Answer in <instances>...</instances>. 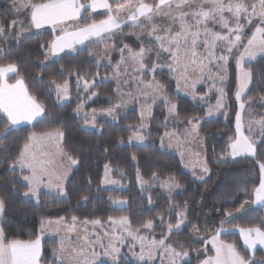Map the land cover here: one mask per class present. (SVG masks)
Here are the masks:
<instances>
[{"label":"trees","instance_id":"trees-1","mask_svg":"<svg viewBox=\"0 0 264 264\" xmlns=\"http://www.w3.org/2000/svg\"><path fill=\"white\" fill-rule=\"evenodd\" d=\"M81 1L82 3L87 2V0ZM40 2L42 0H31V3ZM145 2L151 3L153 0H145ZM109 3L115 7L117 3H124V0H109ZM84 15H90V11ZM105 16V12H99L91 19L100 20ZM91 19L83 20L82 23H90ZM22 26L23 31L32 29L29 15L24 19ZM20 29L16 28V32H20ZM16 32H13L12 38L7 41L0 40V46L4 48V53L0 54V63L12 61L17 64L19 75L24 78L30 94L45 107V113L32 124L10 127L7 135H0V199L5 204L0 217V226L7 238L35 239L40 236L43 223L49 219L62 217L64 221L71 222L72 217L76 216L80 221L99 219L102 223H106L110 216L113 219L128 216L131 226L136 229H143L147 220H153L156 224V237L161 239V234L165 236L167 233L164 223L169 220L171 224H175L177 222L176 212L181 209L186 211L190 221L182 229L173 231L170 238L177 239L190 251L189 259L181 264H199L198 252L202 244L194 237L196 233L194 227L200 229L201 219L205 221L200 209L204 202L205 192L213 184L217 168H234L242 161L236 158H222L230 145L229 137L234 133L235 128L237 107L233 98L236 90L235 75L228 84L230 106L227 108L233 106L235 108L233 113H230L228 118L219 116L205 121L201 127V131L209 142L207 164L212 173L207 179L200 181L186 169L179 154L163 147V134L169 129L163 103L154 107L146 143L143 145L128 143L132 134L131 128L140 121L136 108L128 109L116 121L100 119L96 129L84 128V120L76 112L78 105L83 104L86 111H92L93 109H107L118 101L116 83L103 79L110 75L112 67L110 65L98 66L90 55L88 45L74 54H64L47 61L45 51L53 39L51 30L29 32L19 39L16 38ZM116 40L119 46L127 44L134 50L145 45L130 34H119ZM116 60L117 55L114 56L113 61ZM244 66L252 71L253 80L246 91L243 103L245 107H248L249 103H255L253 107L259 109L257 111L255 109L254 114L260 115L264 109V105L260 103V100L264 98V57L247 62ZM88 73L92 75L89 76ZM78 75L87 79L99 76L100 79L88 91L81 87L78 90L75 80ZM155 78L165 86L164 94L168 99L177 104L178 115L176 114L177 121L175 122L179 120L178 127L187 128L188 120L198 121L206 115V105L193 102L176 91L175 80L168 71L156 72ZM12 80L13 77H11ZM52 80L56 83H64L65 80L69 82L71 99L68 102L59 103L54 89L55 84L49 83ZM92 92H96L97 95L89 99ZM200 92L203 93L204 88H200ZM57 115L60 118L51 124L52 119H55ZM7 126V118L0 112V130ZM55 129L64 133V150L78 161L64 185L67 195L61 197L42 191L38 195V201L37 198L27 199L23 195L27 190V184L20 178L21 172L18 169L13 172L8 166L18 155L30 133ZM6 154L7 158H5ZM251 162L254 165L264 163V144L257 143L256 156L251 159ZM106 164L114 168L113 175L122 180L126 186L125 189L101 187ZM137 172L141 179L151 183L149 187L139 186ZM154 172L157 174L156 177L152 175ZM170 176L175 178V182L181 188L171 197L165 194L158 185H154V182H157L156 179L165 180ZM85 196L88 197L86 201L83 199ZM113 198L125 199L127 203L123 207L115 206ZM173 205H178V207H173ZM160 217H163V222ZM233 217L222 215L211 220L207 219L206 228L210 233H214L221 227V221H226L223 224L226 229H232L235 225L250 227L253 224L264 227L260 223L264 219V211L259 206L249 207ZM220 239L227 243H234L245 259L251 255L250 252L245 251L238 232L224 233ZM59 243L58 237L42 238L40 264H61L59 257L53 256V251L58 248ZM254 258L258 264H264V249L257 248ZM120 264L141 263L122 258Z\"/></svg>","mask_w":264,"mask_h":264},{"label":"snow or ice","instance_id":"snow-or-ice-1","mask_svg":"<svg viewBox=\"0 0 264 264\" xmlns=\"http://www.w3.org/2000/svg\"><path fill=\"white\" fill-rule=\"evenodd\" d=\"M30 9L31 25L39 29L43 25H52L55 30L56 27L65 25L67 22H73L74 30H67L60 27V35L56 36L49 44V53L56 55L64 52L65 49H75L76 45L84 44L85 41L96 40L97 43L105 39H114L115 34L122 31V26H127L131 22L133 26H139L142 31H147L150 39L158 42V50L155 52L157 59L160 58L161 52H167L174 63L180 61V52L183 49V57L185 58L184 70L187 71L189 65L193 66V70H199L201 76L208 72L210 78L214 76L221 83L226 81L228 63L234 51L239 52L235 57V64L237 68L238 88L235 92V97L239 101L242 94H246V89L252 83L253 74L251 70L244 68L245 62H251L258 55H264V0H258L256 3H250L248 0H153V2H145V0H124V3H117L115 5V13L113 5L109 0H87L86 3H81V0H42L40 3H31V0H13L12 7L9 13L3 19H0V40L7 41L12 38V33L16 32L17 25H22L19 16L25 14V10ZM97 9L106 10L104 19L95 20L91 16H85L84 13L96 12ZM127 9L126 15H120L121 11ZM8 15L13 18L9 20ZM167 18L169 23L166 26L159 27L154 21L157 18ZM259 18L260 23L255 25V30L248 36L245 29L248 25L253 24L255 18ZM91 19V23H86L80 26V20ZM147 22L145 24L144 22ZM243 21V22H242ZM209 23L213 27H209ZM150 26V30L148 27ZM219 26L220 31H215L214 28ZM23 28L20 32H16V38L19 39ZM162 33V34H158ZM135 35V33H132ZM139 39V37H137ZM246 41V42H245ZM198 46L204 49V53L197 51ZM43 47V45L41 46ZM115 47V45H113ZM219 47L220 55H216V50ZM243 49L240 51V49ZM121 54L120 61L114 66V71L117 76L120 75L121 67H124L125 74L127 73L128 62H131L135 67L133 71L155 73L160 65L153 63L149 68L145 64V58L152 53V48L140 46L138 50H134L129 45L124 44L119 49ZM4 53L3 46H0V54ZM127 53V55H125ZM226 53V54H225ZM203 57V58H201ZM108 59L107 56L99 57L97 65L100 60ZM207 61V63H205ZM110 64V60H109ZM215 64L216 73L212 74V69L209 65ZM170 70L172 65L168 66ZM71 75V74H70ZM87 75L91 76L92 73ZM98 75V73H97ZM19 77L15 79L14 83H9L11 77ZM42 79V78H41ZM187 79V78H186ZM83 80L85 90H89L95 86V83L90 85L89 81L84 76H77V89L79 90L80 82ZM143 83V81H141ZM198 81H192V87ZM55 84L57 95L63 92L64 96L68 95V81L65 80L63 84L56 83L55 80L49 82ZM127 83V81H125ZM150 90V91H149ZM119 84L117 92L119 93ZM166 91L165 86L155 79L153 75L152 80L144 85L142 95L145 98H151L155 103L157 98L162 99L168 107L170 114H177V104L169 100L163 93ZM220 97L217 99L216 110L223 108L222 103L225 96L223 88L218 89ZM96 92H92L89 99L96 96ZM195 98V96H194ZM204 97H200L203 99ZM116 104L107 109H101L100 112L116 118V110L123 106ZM240 109L245 108V103L241 102ZM82 105H78L76 111L79 112ZM0 111L7 116L8 126L0 130V135H7L11 126L18 125L22 121H33L37 117H41L45 113V107L38 102L37 98L30 95L24 80L19 75L18 66L15 62L0 63ZM209 109V115L212 113ZM97 110L93 109L91 113V121L87 119L86 113L85 123H92L95 125V118ZM144 119V111L141 112V120ZM187 123L192 125L191 131L197 132V123L188 120ZM255 123L259 126L261 139L256 141L250 136L245 135L241 125V114H236V133L237 136L229 145L231 155L236 157L238 155L247 154L252 157L256 156L257 143L264 144V117L256 120ZM132 127V126H129ZM141 128L144 127L142 123ZM248 131L252 128L249 125ZM165 135H169L165 133ZM64 133L56 131H47L42 133L32 132L28 135L27 141L23 144L15 159L9 164L11 171L15 172L17 167L21 173L29 172L28 175H23L22 179L27 184V190L23 193L25 197H36L39 200L38 193L41 187L55 191L58 196H66V190L63 186V181L68 175V171L72 165L78 163L77 159L64 151L61 147V141ZM135 139L143 140L144 137L136 133ZM130 140L132 137L129 138ZM163 142V139H162ZM47 144L50 148H54L55 152L48 151L41 153V158L37 155V147L41 144ZM60 156L61 159L66 158L68 166L62 173H57L55 156ZM7 158V154L6 157ZM135 159V157H133ZM260 182L259 185L253 189L254 204L264 207V163H259ZM109 166L105 165V175L109 171ZM208 171L207 167L204 169ZM153 177H156L154 172ZM139 177V172H137ZM143 183V181H141ZM104 183H118V181L105 180ZM168 186L171 188H179L180 185L175 182V178L170 176ZM246 191V190H245ZM86 201L88 197H83ZM111 199V197H110ZM115 203L123 204L125 201H114ZM149 203L151 200L149 199ZM5 207L4 201L0 199V212ZM178 207V205H173ZM243 208V205L241 206ZM237 211H240L238 209ZM178 219L175 225L169 223L167 225L168 235L160 240L152 239L148 244L144 241L146 237H137L131 229V222L128 216H121L119 219L108 217V221L112 224L119 225L122 230L127 233V236L133 239L138 238L141 241V253L138 257L141 261H148L153 259L154 250H163V255L167 256L169 264H180V262L188 256V252L184 250H177L172 244L168 243L173 230H180L187 219L186 212L176 213ZM226 217H233L232 212L226 213ZM77 217L73 216V224L69 226L68 231L74 230ZM163 222V217H160ZM63 221L61 217L55 223L60 224ZM226 221H221V227L215 231L212 236L211 244L215 249V255L207 256L201 264H258L255 260V251L259 245L264 249V227L253 224L250 227H241L239 225L233 226L232 229H226L223 224ZM43 223V222H42ZM47 223L51 224L52 221ZM85 224H101L99 219L94 221H84ZM261 225H264V219L261 220ZM153 220L149 219L143 225L144 228H152ZM139 231L138 229L136 230ZM238 231L243 239L245 251L251 255L245 259L243 255L237 250L234 243H227L220 239L224 233ZM123 244V239L119 236L114 237ZM83 240L88 242V237L84 236ZM90 243V242H89ZM100 251L95 247H91L85 251L84 246L69 247L61 242L57 249L53 251L54 257H59L61 264L64 260L68 264H120L121 253L120 248L112 242V238L108 245L97 241ZM208 243V241H205ZM147 248V251H145ZM41 257V238L37 236L35 239L21 240L8 239L4 234L3 229H0V264H39ZM147 258V259H146Z\"/></svg>","mask_w":264,"mask_h":264},{"label":"rangeland","instance_id":"rangeland-1","mask_svg":"<svg viewBox=\"0 0 264 264\" xmlns=\"http://www.w3.org/2000/svg\"><path fill=\"white\" fill-rule=\"evenodd\" d=\"M250 3H256L258 5V0H248ZM82 3V1H81ZM13 0H0V19H3L6 14L9 13L10 8L12 7ZM115 13V7H113ZM90 11V16L91 18L95 16L99 12H105L106 10L104 9H97L96 12H91ZM30 9L25 10V14L19 16L20 21H24V19L29 15L30 18ZM28 14V15H27ZM127 14V9H124L121 11L120 15H126ZM7 18L9 20L16 18L11 15H8ZM104 19V18H103ZM83 19L79 21L80 26H83L84 24L82 23ZM98 21V20H97ZM159 27L166 26L169 21L167 18H157L154 21ZM243 22V21H242ZM91 23V22H90ZM147 24V22H144ZM260 20L259 18H255L253 21V24L248 25L245 31L247 32L248 36L251 35L252 31L255 30V25L259 24ZM30 24H31V19H30ZM23 25V23H22ZM22 25H17L16 28H23ZM73 27V22H70L67 24V26ZM68 26V27H69ZM209 27H213L211 23L208 25ZM31 30H24L21 33L20 37H23L24 35L28 34L29 32H35L43 29H49V28H43V29H36L34 26H32ZM51 30V29H49ZM148 30H150V26L148 27ZM215 31H220L219 26H216L214 28ZM53 33V41L55 37L57 36L56 33L51 30ZM132 33H135L133 35ZM122 34H130L133 35L136 39L139 37L138 40H140L142 43H144L145 47H150L152 48V53L149 54L148 57L145 58V64L150 68L153 63L160 65V67L157 68L155 71H162L166 70L168 71L172 78L175 80L176 83V91L180 93L183 96L188 97L191 99L193 102L206 105L207 111L206 115L203 118H200L198 121H192L193 123H197V132H192L191 128L192 125L189 124V126L184 129H181L178 127V122L176 118V114H170L168 112V107L165 103H163L162 99L157 98L155 103H153V100L151 98H145L144 95H142V90L144 89V85L147 84L149 81L152 80L153 75L155 76V73L151 71L147 72H139V71H133V68L135 67L131 62H128V67H127V73L125 74L124 72V67H121L120 70V75L117 76L114 71V66L117 64L118 61L121 59V54L119 49L124 46L117 43L116 37L117 35ZM162 34V33H158ZM50 41V42H51ZM49 42V44H50ZM246 42V41H245ZM148 43V44H147ZM89 46V51L90 55L95 59L97 62V59L99 57H104L107 56L108 59L106 60H100L99 65H110L112 67V71L108 77H103L104 80H112L116 83V94L118 95V101L116 104H121L123 103V106L119 109L116 110V118L113 119L112 116H108L107 114L101 113L100 110H97V115L95 118V125L92 123H85L86 116L85 114L87 113V119L91 121V113L92 111H86L82 108L79 112V116L84 120L83 121V127L87 129H96L97 128V122L100 119H108L111 121H116L121 114L125 113L128 109L131 108H136L139 113V118L140 121L137 125L133 126L131 128L132 134L130 137L132 139L128 140L129 144H137V145H143L146 143V136L149 128V123L151 120V117L153 115V110L155 105L159 103H163L165 108H166V115H167V120L169 123V129L166 130L163 134V147L179 154L181 158L183 159L185 163L186 169L194 175L198 180L202 181L207 179L211 175V170L208 167L207 164V147H208V140L206 139V135L203 134L201 131V127L205 121H209L211 119L217 118L219 116H222L224 118H228L230 113H233L234 107H228L230 106V99H229V92H228V87H229V82L232 79L233 75H235L236 79V90L238 88V80H237V68L235 64V57L239 55V52L234 51L230 57L229 63H228V71H227V76H226V81L224 83H221L218 79H215L214 76L210 78V75L208 72H205L203 76L200 75L199 70L196 69L195 71L193 70V66L189 65L187 68V71L184 70V63H185V58L183 57V49H181L180 52V61L177 63H174L172 60V57L167 53V52H161L160 58L157 59L155 56V52L158 50V42L152 40L148 36L147 31H142L139 26H133L131 22H128L127 26H122V31L119 32L118 34H115L114 39H105L100 43H97L95 39L91 41H85L84 44H79L75 46V49H66L64 52L57 53L56 55H51L49 53V45L45 51L47 55V61H51L53 59H56L64 54H74L76 53L77 50L84 48L85 46ZM115 45V47H113ZM243 49L241 48L240 51ZM197 51L200 53H204V49L200 46H198ZM221 52L219 50V47L216 50V55H220ZM226 54V53H225ZM117 55V60L114 62V56ZM127 55V53H125ZM259 57H264V55H258L254 60H256ZM203 58V57H201ZM110 60V64H109ZM253 61V60H252ZM207 63V61H205ZM247 63V62H245ZM244 63V65H245ZM169 65H172V69H169ZM212 69V74L216 73L217 69L215 64L209 65ZM245 69H247L244 66ZM147 76V77H146ZM22 77V76H20ZM18 77L13 76V80L11 81V78L9 79L10 83H14L15 79ZM23 78V77H22ZM187 78V79H186ZM87 79V78H85ZM99 76H96L91 79H87L89 81V84L91 85L94 81V83L99 80ZM156 79V78H155ZM24 80V78H23ZM75 80L77 81V76L75 77ZM197 80L198 82L195 85V88L193 89L192 87V81ZM127 81V83H125ZM143 81V83L141 82ZM25 86L26 82L24 80ZM58 84H63V83H58ZM119 84L120 91L119 93L117 92V87ZM80 87L84 88L83 86V80L80 82ZM68 88L69 92L67 96H64L63 92L60 93L59 98V103H66L71 99V94H70V85L68 82ZM200 88H204V92H200ZM223 88L225 96L223 98L222 103L224 104L223 108L216 110V103L218 97H220V92L218 89ZM28 89V87H27ZM54 89L57 94V89L54 86ZM85 89V88H84ZM88 91V90H86ZM150 91V90H149ZM247 91V89H246ZM29 92V90H28ZM30 94V92H29ZM31 95V94H30ZM164 96H166L163 93ZM58 96V95H57ZM195 96V98H194ZM245 94H242L241 100H237L235 97L234 93V101L235 104L237 105L235 109V124H234V133L229 137L230 138V144L233 142V140L236 138L237 133H236V114L237 112H240L241 114V125L242 129L244 131L245 135L250 136L252 139L259 141L261 138V133L259 126L255 123L256 120L261 119V117H264V109L262 114L256 115L254 114L255 109H259L258 107L254 108L253 105L255 103H249L247 105L248 107H245L243 110L240 109L239 105L241 102H243ZM167 97V96H166ZM200 97H204L203 99H200ZM168 98V97H167ZM170 100V99H169ZM260 103L264 105V98L260 100ZM115 104V105H116ZM212 109L211 115H209V109ZM142 110L144 111V119L143 121L141 120V112ZM2 114V113H1ZM3 115V114H2ZM44 114H42L43 116ZM6 117L5 115H3ZM41 116V117H42ZM39 117L38 119H40ZM60 116H55V119L53 118L51 121V124H54L57 119H59ZM37 119V120H38ZM36 121V120H35ZM33 121V122H35ZM28 123V124H32ZM144 124V127L141 128L140 125ZM26 125V124H24ZM249 125H251L252 131L249 132L248 128ZM21 126V125H20ZM12 128H15L11 126ZM19 127V126H17ZM51 130V131H56ZM60 131V130H59ZM47 132V131H45ZM62 132V131H61ZM139 132L140 135L144 137L143 140H137L135 139L136 133ZM36 133H42V132H36ZM165 133H168L169 135H165ZM224 135L226 133L224 132ZM64 139V137H63ZM63 139L61 141V147H63ZM42 147V148H40ZM40 148V149H39ZM38 149L43 152H48L52 151L55 152L54 148H50L47 144L41 143L36 151ZM65 151V150H64ZM41 154V153H40ZM44 157V156H43ZM47 158V157H45ZM223 159H240L242 160L241 163L234 168H217L215 172V179L213 181V184L208 188V190L205 192L206 194L204 195V202L201 204V214L202 218L201 219V228L198 229L196 226L194 227V237L198 239V241L201 242L202 246L198 252V256L200 257V262H201L207 257V256H213L215 255V249L213 248L211 244V239L212 236L215 234L210 233L209 230L206 228V223L207 219L211 220L217 216H226V213L232 212L233 215L238 214L243 212L244 210L248 209L249 207L252 206H259L257 204H254L253 201L255 199L254 194H253V189L259 185L260 182V169L259 165H254L251 162V159L253 158L250 155L243 154V155H238L236 157H233L231 155V149L228 146V149L226 151V154L222 157ZM55 163H56V170L57 173H62L65 168L67 167L66 163L68 164V161L66 158L61 159L60 156H55ZM78 164V163H77ZM109 166V171L107 173V176L105 175V168H104V174H103V179H102V184L101 187L103 188H109V189H125L126 186L123 184L122 180L118 177H115L113 175L114 168ZM205 167H207L208 171H205ZM257 167V168H256ZM21 172V171H20ZM72 172V171H71ZM71 172H68L67 177L63 181V186L65 185L69 175ZM28 175V174H27ZM20 178L22 179V176L20 175ZM110 180V181H118V183H104L105 180ZM23 180V179H22ZM143 181V183L141 182ZM157 182H154V185H158L162 191L167 194L168 196H172L174 193L178 192L181 190V188H171L168 186V179L165 180H157ZM26 183V182H25ZM138 184L141 188H146L150 186L149 181H144L141 179V177H138ZM246 190V191H245ZM45 191L47 193H53L56 194L55 191H50L47 188H44L43 186L41 187V190L39 191L42 192ZM38 193V195H39ZM61 197H64L61 195ZM27 199H36V197H26ZM113 204L118 207H123L126 205V200L125 199H120V198H113ZM123 200L125 203L119 204L115 203L114 201H120ZM238 201L239 204H238ZM238 204V205H237ZM243 205V208L241 206ZM261 207V206H259ZM263 211H264V207ZM240 209V211H237ZM179 212H186L185 210H178L176 213ZM177 216V215H176ZM1 217V216H0ZM119 219V218H115ZM178 219V217H177ZM58 219H49L46 220L43 225L40 228V233L44 237H58L60 240V243L63 242L65 243L68 247L69 250H71V247H80L84 246L85 251L91 247H95L96 250L99 252L100 248L97 243L99 240L100 242L104 243L105 245H108L110 238H112V242L116 245V247L120 248V253H121V259H128V260H133L138 263H145V261H141L138 259L140 253H141V241L136 238L133 239L132 237L127 236V233H125L122 228L119 225L112 224L111 222H106L101 224H92L88 223L85 224L84 220L80 221L77 220L75 222V227L74 230L69 232L68 228L73 224V221L71 222H66L62 221L60 224L55 223ZM48 221H52L53 223L49 224L47 223ZM89 221V220H87ZM189 218L187 216V219L183 225H181L182 229L184 226H186L189 223ZM91 222V221H89ZM169 220H167L164 224L167 229V233L165 236L168 235V228L167 225L169 224ZM176 224V223H175ZM173 224V225H175ZM153 227L152 228H143V229H138L139 231L137 232L136 228H133L131 226V229L135 233L137 237H146V240L144 241L145 244H148L152 239L160 240L156 237V232H155V227L156 224L153 222ZM2 229V228H1ZM173 231H176L175 229ZM238 232V231H236ZM173 233V232H172ZM239 233V232H238ZM87 236L88 237V242L83 240V237ZM119 236L123 239V244H121L118 240H115L114 237ZM242 238V237H241ZM205 241H208V243H205ZM243 241V239H242ZM90 242V243H89ZM168 243L172 244L173 247L177 248V250H184L188 252V256L185 257L181 262H184L189 259V249H187L182 243H180L177 239H171L169 238ZM59 243V245H60ZM257 248H260L258 245ZM145 251H147V248H145ZM120 259V260H121ZM147 259V258H146ZM60 260V259H59ZM62 263L68 264L67 260H64ZM147 264H169L167 256L163 255V250H154V255L153 259L151 261H148Z\"/></svg>","mask_w":264,"mask_h":264},{"label":"crops","instance_id":"crops-1","mask_svg":"<svg viewBox=\"0 0 264 264\" xmlns=\"http://www.w3.org/2000/svg\"><path fill=\"white\" fill-rule=\"evenodd\" d=\"M71 22V21H70ZM70 22H67L65 25H62V26H58V27H56L55 28V30L53 29V26L52 25H43L41 28H39V29H43V28H49V29H51V30H53L55 33H56V35L58 36V35H60L61 33H60V27H64V28H66L67 30H74V28H72V27H70L69 25V27L67 26V24H69ZM37 29V28H36ZM66 50V49H65ZM19 78V77H18ZM10 83V82H9ZM3 115H5L6 116V114L5 113H3V111H0ZM6 118H7V116H6ZM39 117H37V119H38ZM36 119V120H37ZM33 121H35V120H33ZM33 121H22L20 124H18V125H14L13 127H17V126H20V125H24V124H28V123H31V122H33ZM38 148V147H37ZM40 148H42V147H40ZM39 148V149H40ZM38 149V151H37V155L38 156H41V154L40 153H42V149H41V151ZM51 151V150H50ZM41 158H44V159H46L45 157H43V156H41ZM66 165L68 166V164L66 163ZM76 166H77V164L76 165H72L71 167H70V170L68 171V172H71V171H73L75 168H76ZM17 169L20 171V169L17 167ZM27 174H29V172H27V171H25L24 173H21V176H23V175H27ZM1 214H2V212H0V216H1ZM0 229H1V226H0ZM40 238H41V240H42V238H44V236H42L41 235V233H40ZM41 249H42V247H41ZM39 264H40V258H39Z\"/></svg>","mask_w":264,"mask_h":264}]
</instances>
